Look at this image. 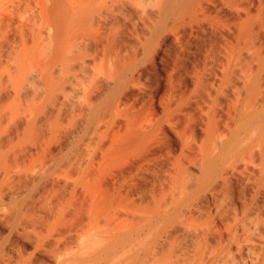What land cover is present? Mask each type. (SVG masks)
Masks as SVG:
<instances>
[{"label": "bare ground", "instance_id": "1", "mask_svg": "<svg viewBox=\"0 0 264 264\" xmlns=\"http://www.w3.org/2000/svg\"><path fill=\"white\" fill-rule=\"evenodd\" d=\"M0 264H264V0H0Z\"/></svg>", "mask_w": 264, "mask_h": 264}]
</instances>
